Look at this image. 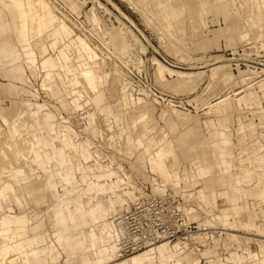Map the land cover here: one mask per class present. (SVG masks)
Masks as SVG:
<instances>
[{
  "label": "rangeland",
  "instance_id": "1",
  "mask_svg": "<svg viewBox=\"0 0 264 264\" xmlns=\"http://www.w3.org/2000/svg\"><path fill=\"white\" fill-rule=\"evenodd\" d=\"M48 1L53 11L39 14L37 16L38 19L46 21L45 18L50 17L58 21L59 18H63L73 29V32L84 37L97 53L96 61H99L97 70L101 76L102 74L104 75V78L102 77V80L97 79V83H100L96 91L91 90L87 86L82 74V66L79 65L87 58L79 52L74 39L75 36H72L68 41L60 39L54 48L48 46L50 37H47V35L55 29L52 26L53 23H48L43 28L44 44L42 46L45 48L42 54H45V57L42 60L57 56L60 47L69 46L65 50L69 57L65 63L66 71L58 70L59 76L56 74L47 75L41 65L42 62L40 61L42 60L40 59L39 64H37L39 65L38 68H35L33 74L29 73V69L25 68L23 60L18 62L21 56L19 58L17 54L21 52V45L14 31L17 28L16 11L13 5H11V1H0V19L8 23V26L6 23V25L4 24L5 27L1 24L2 21L0 20V26H4L0 30V191L4 195L5 193L7 195L5 205H11L10 207H13L16 212L17 207H19L18 214L10 215L15 225L21 226L17 222L18 216L29 211L24 209L23 202L19 204L15 201V195V203H12L13 193L7 187L5 189L6 185L16 187L17 193L21 194L20 186L23 184L31 182L37 188L46 182L47 186L52 190L51 199L54 193L59 194L63 190L65 192H69V190L67 186H63L62 188L55 184L56 179H53L51 176L47 179V173L35 164L28 143H25V145L21 143V146H17V149L25 147V149L21 148L18 150L19 152L15 150V145L14 148L7 147L4 143L6 140L4 135L9 134L10 126L3 124V117H6L11 122L12 119L22 113L18 123L23 135L20 139H23V137L30 139L34 135L40 136L53 129V122L51 123L49 120L54 121L56 128L60 132H67V126L71 127L74 130V133L71 135L74 142L89 141L88 153H86L84 148L81 152V148L76 147V149L74 146L70 147V144L65 145L59 139H55L54 143L57 141L55 145L59 146L58 142L60 141L61 145H65L61 146L64 153L66 152L67 155L74 156L73 159L68 155L70 163L76 166L74 167L75 172H73L77 179L80 178V174L86 171L90 175L91 180H97L96 182H99V180L103 182L107 175L106 171L109 168L121 177H124L123 173H127L133 185L141 180L150 181L151 177L148 174V170L139 166L142 163L139 158L140 153L145 147L149 148V152L156 151L157 142L161 146L162 142H166L165 140H169L172 146V150L166 159V164L169 167L177 168L180 174L187 165L189 155L193 153V151H188L187 147L191 145L196 146L198 154L203 151L202 149L209 151L211 145L217 139L214 131H223V136L229 137L236 143L240 138L252 135L253 141L258 140L264 145V124H261L264 120V102H262V107H257L255 104L254 107L249 109L244 105L238 106L234 99V91L241 88L237 87L241 84V78L247 75L252 76L253 80L256 81L254 87L258 90L259 95L262 96V91L257 86L264 84V41L261 40V32L264 30V22L262 23V21L264 19L260 21L256 10L249 11L253 16L251 24L247 18V12L242 8H240L238 15L229 14L226 18L220 13L207 10L197 19V11L201 8L198 4L199 0H171V2L176 4L183 1L186 6L180 17L173 22L172 30L174 29L175 32L173 31L172 33L175 35L170 36L169 31L165 30V24H162L163 20L160 22L158 20L159 16H156V13L158 14V10L162 7L155 8L157 0H139L138 3L136 0ZM249 2L253 1L250 0ZM239 4L241 7H244L242 2ZM152 12H154L155 16L151 15ZM196 22H199L198 28L194 27ZM231 24H242L246 29H249L244 33H240L241 36L245 34L244 38H241L240 35L238 37L237 31L226 29V25ZM255 25L259 30L254 29ZM35 27H37L36 20L31 29ZM229 35L233 37L227 38ZM29 36L31 37L30 33ZM256 36H258V39ZM175 38H179L180 43L179 40L176 42L177 39L175 40ZM109 41L111 44H108ZM124 43H130L129 47H122ZM141 44L145 46L144 51L139 49ZM177 47L181 53L175 52ZM6 53H10V56L14 58L13 63L5 58L6 55L4 56V54ZM129 55L132 56L133 62L137 64L136 66L132 61L126 60V56ZM152 57H156L163 65L170 68L196 73L191 78L182 80L176 74H170L152 62ZM75 66H79V75L81 76L78 75V72H75ZM216 66H218V73L213 78L210 70ZM159 69L163 70L162 73L159 72ZM71 71H74V74ZM69 72L72 76L78 75V83H70V79L73 77L70 76ZM120 72L121 76L119 75ZM105 73L108 75H105ZM227 74L231 75V79H227L226 82L220 80L221 76ZM210 75L212 78H210ZM123 88L125 89L124 91ZM74 90L76 92L73 93ZM121 91L129 94L133 99L127 98L124 102L121 99ZM33 94L37 95L34 96ZM225 94L229 95L227 100H230V106L227 109L226 107L229 103L227 100L214 104L219 96H225ZM74 97L77 98L76 103L74 102ZM35 102L45 104L41 108L38 118L29 115L28 111V108H35ZM162 111L163 113L166 112L163 116H161L162 114L160 115ZM47 112L53 115L52 119L48 117ZM220 112H223V114ZM142 113H145L146 116L134 123L133 120H139ZM45 115L47 116L45 117ZM46 118L49 120L47 121ZM204 121H207V123L205 124ZM241 122H248L255 126L250 129L248 127L238 129V124ZM27 124L30 125V128ZM187 129L188 131L190 130V133H186V136L183 132ZM148 130L147 137L143 138V142L141 134ZM32 133L34 134L33 136L31 135ZM10 137V142L15 139L11 135ZM139 147L141 148L138 149ZM169 148L167 146V149L163 150L161 158L156 157L155 152L153 153V157L157 160H163L166 158ZM46 150L51 152L50 148H46ZM150 154H146L147 163H149L148 158ZM254 156H258L255 161L261 162V166L259 165V167L264 169V163H262L264 162V147L259 150L257 149ZM253 162L254 158L252 161H236L231 165V170L229 168L231 174L226 177L225 186L229 187L231 185L233 172L237 171L238 166L250 163L253 167H257ZM147 165L151 170L156 172L154 174L158 180H161L166 186L172 185L164 182L161 178L162 176H160L159 171H163L165 167L157 170L152 169L150 164ZM81 167L83 170L81 169L80 171L79 168ZM90 167L92 170L89 169ZM16 169L23 170L18 178L16 177L17 174L13 173ZM198 169L200 171L198 176H202V174H206L207 172L204 167H198ZM97 171L103 172V175H92V173H97ZM214 171H217V168H214ZM112 178L114 180L115 176ZM202 185L201 183L198 188L202 187ZM83 187L85 188V185ZM214 187L217 202L215 212L224 209L226 212L232 214L233 206L241 204L240 200L235 197L236 193L234 192L233 196L224 194L226 200L219 194L217 186ZM2 188L5 189V192ZM44 192L47 193L46 190ZM202 192L199 191L197 197L201 202L204 201ZM204 192L208 193L209 191ZM25 197L29 205L28 208L36 207L27 195ZM46 198L47 202L51 205L49 196ZM203 203L204 207H206V202L204 201ZM49 204L47 206L40 204L39 208L42 210L34 211L45 212L43 225L40 227V230L47 232L49 237L54 238V232L59 230L60 226L54 225L55 221L52 216V210L49 209L47 211ZM128 204H131L130 199L128 200ZM110 206L108 215L111 218L121 208L114 206V204ZM124 207L126 205L122 208ZM4 210L1 209L0 214ZM97 217L100 219L99 215ZM209 217V214H204L203 221ZM242 218H248L247 213ZM249 218H251V215ZM81 219L83 225H69L63 230H69L71 231L70 233H74V236H79L77 241L74 242L69 238L63 242L61 238H54L59 246L61 259L55 244V249L48 253L55 252L58 257L55 258V255L53 259H60V261H46V264H87L84 262L87 255L86 257L82 255L83 257L80 256L81 258L70 256L69 262H73L68 263L66 258L68 252L70 254V251L73 253H79L82 250L84 252L96 251L98 256H101L103 252L102 246L96 247L93 243V239L99 234L96 233L99 222H90L85 217ZM241 220L244 221V219ZM0 221L3 224L1 217ZM230 221H233V219L231 218ZM94 226L97 227V231L96 227L94 229ZM217 227L227 228L231 227V224L227 222V226L217 225ZM232 227L233 229L223 230L229 231L230 234L226 232L219 234V232L214 231L213 236H208L207 240L202 244H190L186 248H182L178 243H174L172 246L168 244L160 246H168L167 253L169 251L171 258H176V254L185 256L187 260L198 258L199 262L197 264H217V257L220 258L219 262L222 264H240V261L235 262L237 256L240 257L241 263L255 264L254 261L257 258L259 247L255 238H262L247 234L243 230L236 229L235 226ZM231 233L236 235H232ZM249 233L255 232L250 231ZM54 239L45 241V245L41 250L44 252L45 247H47L50 241H54ZM201 240L205 239L201 238ZM63 245H67L70 250L64 251L62 249ZM16 246L17 250H21L22 245L20 242ZM247 248L252 250L251 255L248 254L247 256L248 259L240 254H244ZM154 249L158 250L159 247H154ZM146 251L150 250L148 249L143 252ZM132 254L119 258V260H125ZM43 256L44 253L38 260L32 261L31 264H40ZM175 260L178 261L179 258ZM8 261H15L14 256H10ZM90 262L89 264H101L99 259ZM186 262H178V264H185ZM171 263H173L172 260ZM3 264H6V261Z\"/></svg>",
  "mask_w": 264,
  "mask_h": 264
},
{
  "label": "bare ground",
  "instance_id": "2",
  "mask_svg": "<svg viewBox=\"0 0 264 264\" xmlns=\"http://www.w3.org/2000/svg\"><path fill=\"white\" fill-rule=\"evenodd\" d=\"M9 1H11V3H12L11 5H13V7L16 11V15H17V28L14 31L16 32V35H17L16 37L19 40L20 45H21V52L19 54V58H20V56H21V58L19 59L18 62L23 60V64L25 65V68L27 67V69H29L28 70L29 73H31V74L34 73L33 71H35V68H38V66H39L37 64H39L40 59L42 60L45 57V54H42L44 51V48H45L44 46H42L44 44L43 28L46 26V24L53 23L52 26H54L55 29L47 35V37H50V40H49L50 43L48 44V46H50V48H54L57 46V43L60 39H66L68 41L72 36H75L74 39L77 43V48H78L79 52L82 55L84 54L85 57L87 58L84 62L79 64L82 66L81 70H82L84 80H85L87 86L91 90L96 91V89H98L97 86L100 83V82L97 83V79L102 80L101 78L104 75L102 74V76H101L98 73L97 67L99 66L98 65L99 61L98 62L96 61L97 53L88 44V42L84 39V37H81L80 35L75 34L73 32V29L67 24V22L63 18H61V19L59 18L58 21H56L55 18H50V17L46 18V21L38 19L37 16L39 14L49 12L53 9L48 0H9ZM9 8H11V7H9ZM152 14L154 15V12H152L151 15ZM156 16H159L158 20L160 22H161V20H163L162 24H165V27H166L165 30L167 32L169 31L168 33L171 34L170 36L175 35L174 33H172L174 31V29L172 30L173 22L176 19H178L180 16L178 15L177 11L174 9V6L170 3L162 6L158 10V14L156 13ZM262 16L264 18V13L262 14ZM92 17H94V16H92ZM35 20H36L37 27H35L34 29H31V26L35 24ZM5 23L8 26L7 21L1 22V24H3V25ZM158 24H160V23H158ZM4 26H2V27L4 28ZM2 27L0 26V30ZM29 33L31 34V37L29 36ZM261 33H262L261 34V36H262L261 40L264 41V30ZM106 34H107V32H106ZM244 35L245 34H242V36L240 35L241 38L242 37L244 38ZM256 38L258 39V36H256ZM175 40H176V42H178L179 38H175ZM109 43H110V41L108 42V44ZM179 43H180V40H179ZM129 45H130V43H124V46H122V47L126 48V47H129ZM67 47H69V46H63V48L60 47V49H58V55L57 56L52 57V58H47L46 60L44 59V60L40 61V62H42L41 65L44 68V70L46 71L45 73L47 75L56 74L59 76L60 73L58 70L66 71L65 70V63L69 59L68 54L65 51V50H67ZM139 49L141 51H144L145 46L143 44H141ZM4 56H5V58L9 59V61L11 63H13L14 58H12L9 53L4 54ZM122 56L125 58L124 55H122ZM123 57H121V58H123ZM98 58H100V57H98ZM119 58H120V56H119ZM7 59H5V60L8 62ZM126 60L133 62L131 55L126 56ZM152 62L156 63L164 71H167L170 74H176L179 77H186L187 78V77L193 76L196 73L193 71H181V70H176V69L170 68L168 66L163 65L156 57H152ZM77 63H80V62H77ZM133 64H135V63L133 62ZM136 65L137 64H135V66ZM244 68H248V67H244ZM210 71H211L210 74L214 78V76H216L218 73V66L211 68ZM73 72H72V74H74ZM75 72L76 73L78 72V75H79V66H75ZM72 74L70 76H72ZM78 75L76 76V74H75V76H72L73 78L70 79L71 84L72 83H78V81H79ZM105 75H108V74L105 73ZM119 75L121 76V72ZM211 75H210V78H212ZM79 76H81V75H79ZM224 77L226 79H231L230 74H227ZM240 82H241V84L237 87H241V88L237 91H234V94H238L239 92H243L247 89H252L256 83V81L253 80V77L249 76V75L242 77ZM128 83H127V85H128ZM124 90L125 89L123 88V91ZM74 92H76V91L74 90L73 93ZM36 95L37 94H35L34 96H36ZM78 97H80V96H78ZM127 98H130L129 94L122 92L121 99L124 100V102H125L127 100ZM228 98H229V95L225 94V96H221L218 98L217 103L219 104V103L223 102L224 100H227ZM76 100H77V98L74 97L75 103L77 102ZM228 101L229 100H227V102ZM236 102L241 107L242 100L239 98V99H237ZM35 103H34L35 108L34 109L28 108V111H29V115H31L32 117L38 118L39 114H40V110H41V108H43L45 106V104H38L37 102H35ZM76 105L78 106V104H76ZM223 108H225V107H223ZM47 113H44V114H47ZM49 113H50V111H49ZM49 113L47 115H48V117H50V119H52L53 115L49 114ZM164 113H166V112H164ZM164 113L162 111L161 116L165 115ZM21 115H22V113L20 115H18L17 117H15L14 119H12L11 122H9L6 117L2 118L3 124L5 126H7V125L10 126L9 134L4 133L5 134L4 136L6 137V140L4 141V143L7 145V147H13L14 148V145H15V147H16L15 150H17V151L20 150L21 148L25 149L24 146H23L24 148L21 147V148L17 149V146H21L22 144L25 145V143H28L29 150L31 151V153L33 155V160H34L35 164L41 170H43L45 173H47V175H46L47 179L49 176H51L53 179H56V181L54 180L55 184L61 186L62 188H63V186H67V188L69 190V192H65L63 190L62 193H59V194L54 193L53 197L51 199V205L49 204L47 211H49V209L52 210V216L54 218L55 224H56V226L57 225L60 226V229L56 230L54 232L53 237L55 239L61 238L63 242H65L66 239L71 238V240L75 242V241H77L79 236H74V233H70L71 231H69V230L63 231L67 226H69V225H72V226L83 225V221L81 219L83 217L87 218L90 222H93V223L99 222V224L97 225L98 231H97V227L94 226V229L96 227V231H97L96 233L97 234L99 233L98 234L99 236L96 234L97 237L93 239L94 240L93 243L96 247L102 246L101 249L103 252H102L101 256L99 257L96 251H92V252L85 251L84 252V250H82V251L80 250L81 252H79V253H73L70 251L71 257H76V256L80 257L82 255L83 256L85 255V257H86V255H87L88 258L86 257V259H85V257H84V259L86 261L83 259L84 262L87 264L91 263L90 261H93L95 259H99L101 264H174V263H171V259H172L171 254L169 253V251L167 253L168 246L164 247V246H160V245L168 244V245L172 246L174 243H178V245L181 246L182 248H186L190 244H193V245L202 244L203 242H205L207 240L208 236H213L214 231L219 232V234H221V232L222 233L224 232V231H222L223 229H221L220 227H217V225L227 226L228 221H227V218L221 212H217V211L215 212L217 206H216L214 191L212 190V191H209L208 193H205L204 191L202 192V197H203V200L206 202V207H204V203H203L204 201L201 202L197 198L198 197V195H197L198 184H197V180H196L194 173H192L193 167L192 168L184 167V169L181 171V174L178 172L177 168L172 169L171 174L169 176V182H168L172 185L166 186L165 183H163L161 180H158L156 178L155 174L148 167V165H147L148 160L146 158V154L150 153V152H149V149L145 147V148H143V151L140 153L139 158L141 159L142 165L140 164L139 166L148 170V172H149L148 174L151 177L150 181H142L141 180L137 183H134V185H133L130 182V177L127 173H123L124 177H121L119 175H116V172L111 170L107 165L106 166L109 169L106 171L107 175L104 178L103 182H100V180H99V182H96L97 180L96 181L91 180L90 175L88 174V172L86 173V171L85 172L83 171L84 173L81 172L82 174H80V178L77 179V177L74 174V172H75L74 167H76V166L75 165L73 166V164L70 163V160H69L70 155L68 154L69 155L68 156L66 152H65L66 153L65 154L61 146H63L64 144L65 145L70 144L71 146L70 145H68V146H70V147L74 146L75 148L76 147L81 148V152H82V149L84 148L86 150V153H88L89 152V148H88L89 141L86 140L83 142H81V141H75L74 142L73 137L71 136L74 133V130L71 127L67 126V129H66L67 132H60L56 128V124L54 123V121H51L48 118H46L47 121L49 120L51 123L53 122L52 123L53 129L47 131L46 133L44 132L45 134L40 135V136H35L32 133L31 135L32 136L34 135V136L30 139L28 138L29 140L24 138V137H23V139H20V138H22L21 136H23L21 130L19 129V124H18L20 121ZM47 115H45V117ZM28 127L30 128V125H28ZM183 134L186 135V133H183ZM10 135L12 137H15V139H13V141L11 140V142L9 140ZM180 138H178V139L180 140ZM55 139H57V140L59 139L64 144L61 145L62 143L59 141L60 143L58 142V144H60L59 145L60 147L56 146L55 143L57 141L54 143ZM179 140H177V141H179ZM162 141H164V140H162ZM164 143H166L167 145ZM17 144H19V145H17ZM168 144L170 145L169 141L162 142L159 149L154 151L155 156L158 158H161V154L163 153V150L167 149V146L168 147L171 146V145L169 146ZM165 145H166V148H165ZM68 146H66V147H68ZM26 147H28V146L26 145ZM46 148H50L51 152H48L49 149L46 150ZM140 148L141 147H139L138 149H140ZM235 148L236 147H234V151H236ZM85 150H84V152H85ZM21 151H23V150H21ZM19 156H20V154H19ZM70 157H72V156H70ZM72 158L74 159V156ZM227 159H229V158H227ZM160 160H162V159H160ZM236 161H239V162L242 161L243 162V161H246V159L244 157H242L241 155H239L233 159V161H232L233 164ZM253 164L256 165L257 167H253L250 163H248L246 165L238 166V172L236 173L237 187H240L241 185L246 184L247 187H245V188H249L250 183H252L253 181L259 182V181L264 180V169L259 167V165L261 163H253ZM81 169L83 170L82 167L79 168L80 171H81ZM86 169H87V167H86ZM86 169L84 168V170H86ZM89 169H91V167ZM76 170H78V169H76ZM93 170H94V168H93ZM21 171H23V170L16 169L13 171V173L15 175L17 174L18 176L16 175V177L18 178L21 175L20 174ZM76 173H77V171H76ZM96 174H102L103 175V172L97 171V173H92V175H96ZM28 176H27V178H28ZM113 176H115L114 180L112 178ZM14 179L16 180L15 177H14ZM17 181H18V179H17ZM83 185H85V188L83 187ZM6 187L8 188L9 191H11L15 195V201L19 204L22 203L21 199L16 195L15 188L12 185H9V186L6 185L5 189H6ZM145 187L149 188L151 191L159 193V194L170 193V195H172V196L176 195L177 197H179L180 198L179 200L181 203H179L178 205H180V209H181V212L184 216V219L186 221L192 220L193 222H195L196 227L193 228L192 230L187 231V233L183 237H177V238L171 239V240H168L166 238H161V239H158L154 242L147 243V244L143 245L142 247H140L136 250H133L127 254L120 255L116 251V242H115V239L119 234V227L117 225H115L114 221H113V216L115 214L110 218V216L108 215V210L110 209L111 204H114V206H116V207H120L121 209L119 210V212L125 208H128L130 206V204H128V200L130 199V202L132 203L135 196L139 193H142L144 191ZM5 189H3L4 192H5ZM261 192L262 193H261L260 198L257 199L255 197H253V198L246 200V202L250 205V210L252 211L253 219L251 221H245V220L242 221L240 219L237 221L238 223H236L240 230H243L247 233H249L250 231H254L255 233H250V234L256 235V236L262 238V239L255 238V240H257L258 245H259L258 251H257V258L254 261L255 264H264V239H263L264 238V186H261ZM123 195L125 198L123 197ZM3 196H4V193H2L0 191V210L1 209L4 210V206L1 203V197H3ZM207 202H208V204H207ZM242 202L243 201L240 200V203H242ZM124 205H126V207L122 208ZM245 210L246 209L244 208V211ZM44 213L45 212H42V211L30 210L29 212L22 213V215L18 216L17 222L20 225L25 224V225L29 226L30 228L39 227L40 224L42 223ZM204 214H209L210 217L203 221ZM97 215H99L100 219H98ZM109 218H110V220H109ZM213 228H217V229H213ZM225 229H227V228H225ZM8 231H9V228L5 227L4 223L2 224L0 221V264H3V262L7 261V257H9L10 255L19 251V250H17L16 245H15V247H10L7 245L6 234ZM90 236H91V234H90ZM90 236H89V238H90ZM94 237H95V235H94ZM201 238L205 239V240L202 241ZM19 242L22 245L21 247L25 250L26 256H27L30 264L32 263V261L38 260L42 256L43 253L46 254L49 251H53L55 249L54 241H50L49 244L47 243L48 245H47V247H45V250L43 252L41 250V248L38 247L39 245H37L35 238H33L32 236H29V235L21 238ZM170 243H172V244H170ZM64 247H65V250L69 249V247L67 245L66 246L64 245ZM154 247H159V249L155 250ZM148 249L150 251L143 252V251L148 250ZM140 252H143V253H140ZM130 254H132V255L129 256L127 259L119 260V258L128 256ZM88 255H90V256H88ZM57 257H58V255H56L55 258H57Z\"/></svg>",
  "mask_w": 264,
  "mask_h": 264
},
{
  "label": "crops",
  "instance_id": "3",
  "mask_svg": "<svg viewBox=\"0 0 264 264\" xmlns=\"http://www.w3.org/2000/svg\"><path fill=\"white\" fill-rule=\"evenodd\" d=\"M136 1L138 3L139 0H136ZM249 1L250 0H199L198 4L201 6V8L197 11V14H196L197 19L200 18L201 15L207 10L220 13L226 18L229 14L238 15L240 8H242L247 12L246 14L248 16L247 18H248L250 24H251V20L253 19V16H252V14L249 13V11H253V10L255 11L256 10V13H258V17H259L260 21H262L264 19L262 16V14L264 13L263 12L264 11V0H252L253 2H251V3ZM240 2H242L244 4V7L240 6V4H239ZM166 3L172 4L179 16L183 12V10L185 9V6H186L185 3H183V1L179 4H176V3L171 2V0H160V1L157 0V3L155 4V8L158 9L163 5H167ZM249 3H250V6H249ZM263 22H264V20L262 21V23ZM194 27L198 28L199 22H196V25H194ZM258 27H260V26H258ZM226 29L237 31L238 37H239L240 33H244L246 30L247 31L249 30V29H246V27H244V25H242V24L226 25ZM254 29L259 30V28H257L256 25H255ZM232 37H233L232 35H229V37H227V38H232ZM175 52L181 53L178 47H177V49H175ZM19 54H20V52H18L17 55H19ZM162 71L163 70L159 69L160 73H162ZM191 77H187V78H191ZM179 78H181L182 80H186V77H179ZM220 80L226 82L227 79L224 76H221ZM257 87L260 91H262V96H260L258 93V90H256L255 87H253L252 89H247L243 92H239L238 94H234L235 95V98H234L235 101H237V99L240 98L242 100V105H244L245 107H248L249 109L254 107L255 104L257 107H262V102H264V84L258 85ZM221 96H223V95H221ZM221 96H219V97H221ZM130 99H133V98H131V96H130ZM138 100H139V98H138ZM217 101H218V99H217ZM217 101L214 104H218ZM229 106H230V100H229V103L227 105V108ZM225 111H223V112H225ZM223 112H220V113L223 114ZM160 115H161V113H160ZM145 116H146V114L142 113V115L139 117V120H133V122L136 123L137 121L142 120ZM224 120H226V118H224ZM224 120H223V122H224ZM204 123L206 124L207 121H204ZM261 124H264V120ZM254 126L255 125H252L251 123H248V122H246V123L241 122L238 124V129H241L244 127H248L250 129V128H254ZM147 132H149V130L144 131L141 134L142 141H143V138L147 137ZM183 133L188 134V133H190V130L188 131V129H187ZM214 135H216L217 139H215V141L211 145V148L209 151L202 149L203 151L198 154V152H196V149H197L196 146L191 145V146L187 147V150L193 151V153L191 155H189L186 167H190V168L193 167L192 173H194V175L196 177L198 186L201 183L203 184L202 187L198 188L197 195H198L199 191H206L207 192V191L213 190L215 193L216 190H215L214 186H217V190L219 191V194L221 196H223L224 198H225L224 194H229V195L233 196L234 192H235L236 193L235 197L237 199L243 201L241 204H236L233 206V208H232L233 213L232 214L226 212V210H224V209L219 211L227 218V221L231 224V227H227V229H225V228H221V229H223V230L233 229L232 226H235L236 229H239L237 224H236V223H238L237 222L238 220L244 219L246 221H251L253 219V214H252V211L250 210V205L246 202V200L253 198V197H255L257 199L261 197V193H262L261 192V186H264V180L259 181V182L253 181L252 183H250L249 188H245V187H247L246 184H243L240 187H237L236 173L238 172V167H237V171L233 172V177H232V181H231L232 183L229 187L225 186V182L227 181L226 177L231 174L229 171V168L231 170V165H233L232 161L236 156L241 155L246 160H252L254 158L253 163H261L258 160L255 161V159H257L258 156H254V155H255V151H257V149L259 150L260 148H263L264 145L258 140L253 141L252 135H249L248 137L240 138L237 141V143L233 142V140L230 139L229 137L223 136L224 135L223 131H218V130L214 131ZM165 141H169V140H165ZM142 147H143V145H142ZM159 147H160V143L157 142V149ZM234 147H236L235 148L236 151H234ZM146 148H148V147H146ZM171 150H172V146H170L168 154H167L166 158H164L163 160H157L153 157L152 154L154 153V150L152 152H150L151 154L148 158L149 159L148 164H150V166H152V169L160 170L163 167H165L163 169V171H159V172H160V176H162L161 178L167 183L169 182V176L171 174V170L174 169L172 167L167 166V164H166V159L169 156V153L171 152ZM227 158H229V159H227ZM260 159H262V158H260ZM262 163H264V162H262ZM198 167L206 168V170H207L206 174H202V176H198V174H200ZM214 168H217V171H214ZM151 171L153 173H156L153 170H151ZM212 171H214V172H212ZM15 190H16V194L21 198L23 205H24V209L26 211L42 210L39 208L40 204H44V206H47L49 204L47 202V198H46L47 196H49V199L51 201L52 190H51V188H49L47 186L46 182L42 186L37 187V188H35L33 186V183H31V182H29L28 184L27 183L23 184L20 186L21 194L17 193L16 187H15ZM44 190H46L47 193H45ZM26 195L31 199L30 201L34 205H36V207L28 208L29 205H28L27 199L25 197ZM215 200H216V197H215ZM6 202H7V195L5 193V195L2 197V203H3L5 210L0 214V217H1V220L4 223L5 227L9 228V231L6 234V243L8 246L15 247V245L19 243L20 239L27 236V235L35 238V241L37 242V245H39L38 247H40V248L44 247L45 241H47L49 239H54V238L49 237L47 232L40 230L41 229L40 227H42V225H43V220H42V223L40 224L39 227H34V228H30L29 226H27L25 224H23L21 226L15 225L12 222L10 215L11 214H18V207L15 204L17 207V212H16L13 209V207H10L11 205H5ZM12 203H15L14 202V194H13V198H12ZM216 206H217V202H216ZM244 208L246 209L245 211H244ZM245 213H247L248 218H242V216ZM250 215H251V218H249ZM231 218L233 219V221H230ZM54 225L56 226L55 223H54ZM224 232H226L227 234H230L229 231H224ZM231 234L236 235L233 233H231ZM247 234H250V233H247ZM54 242H55V244L57 246V250L59 252V249H58L59 246L57 245V241L55 239H54ZM62 249L64 251H66L64 245H63ZM251 251H252L251 249L247 248V251H245V254H242V253H240V254L243 255L245 258H248L247 256H248V254L251 255ZM252 254H253V252H252ZM55 255H56L55 252L44 254L40 264H46V261L59 262L61 259V253H60V259L59 260L53 259L55 257ZM10 256H14L15 261H13V262L8 261V258ZM10 256L7 257L6 264H30L29 260L26 256L25 250L23 248L21 250L17 251L16 253L10 255ZM175 256H176V258H179V260L176 261L175 260L176 258H172L171 260L174 264H178V262L182 263V262H186V261L187 262L185 264H197L199 262L198 258H193V259L187 260L185 258V256H181L180 254H176ZM69 260H70V254L68 252V256L66 258V261L68 263L73 262V261L69 262ZM216 261L218 262L217 264H222L219 262L220 258L217 257ZM235 262H239L240 264H244V263H241V259L239 256H237V258L235 259Z\"/></svg>",
  "mask_w": 264,
  "mask_h": 264
},
{
  "label": "built area",
  "instance_id": "4",
  "mask_svg": "<svg viewBox=\"0 0 264 264\" xmlns=\"http://www.w3.org/2000/svg\"><path fill=\"white\" fill-rule=\"evenodd\" d=\"M179 199L176 195L159 194L145 187L128 208L113 216L114 224L119 227L115 239L117 253L127 254L161 238L183 237L195 228V222L184 219Z\"/></svg>",
  "mask_w": 264,
  "mask_h": 264
}]
</instances>
